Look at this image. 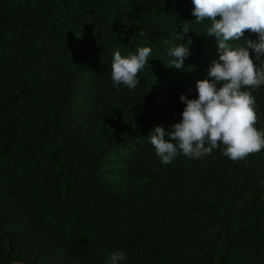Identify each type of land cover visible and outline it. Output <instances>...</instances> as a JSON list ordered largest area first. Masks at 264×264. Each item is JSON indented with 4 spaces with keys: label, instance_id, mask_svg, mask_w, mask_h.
<instances>
[{
    "label": "trees",
    "instance_id": "16d2710c",
    "mask_svg": "<svg viewBox=\"0 0 264 264\" xmlns=\"http://www.w3.org/2000/svg\"><path fill=\"white\" fill-rule=\"evenodd\" d=\"M192 11L191 0H0V264H110L117 251L119 264H264V150L163 164L149 142L181 121L180 95L196 99L219 58L211 22ZM247 39L258 35L230 44ZM176 43L188 48L180 70ZM144 46L137 87L114 85L113 54ZM248 90L264 129V85Z\"/></svg>",
    "mask_w": 264,
    "mask_h": 264
},
{
    "label": "clouds",
    "instance_id": "9594fccd",
    "mask_svg": "<svg viewBox=\"0 0 264 264\" xmlns=\"http://www.w3.org/2000/svg\"><path fill=\"white\" fill-rule=\"evenodd\" d=\"M191 3L195 23L211 22L206 36L216 38L219 58L212 62L207 78L196 82V99L180 95L185 104L181 121L171 125L169 131L154 127L149 132V142L163 164L171 163L178 154L202 158L221 146L224 156L239 161L264 150V129L257 127L260 121L256 101L248 90L264 85V67L257 68L255 64V60L264 57V0H191ZM187 24L174 34L176 42L190 32ZM245 32L257 34L258 41L247 39L243 46L233 48L230 41L240 40ZM191 43L188 38V44ZM151 53L148 46L126 56L116 51L111 62L113 84L135 89L137 77L148 65ZM167 55L172 67L180 70L188 48L176 43L169 47ZM126 258V253L114 252L110 264H119Z\"/></svg>",
    "mask_w": 264,
    "mask_h": 264
},
{
    "label": "water",
    "instance_id": "95a60500",
    "mask_svg": "<svg viewBox=\"0 0 264 264\" xmlns=\"http://www.w3.org/2000/svg\"><path fill=\"white\" fill-rule=\"evenodd\" d=\"M13 264H24V263H19V262H16V263H13Z\"/></svg>",
    "mask_w": 264,
    "mask_h": 264
},
{
    "label": "rangeland",
    "instance_id": "374dc122",
    "mask_svg": "<svg viewBox=\"0 0 264 264\" xmlns=\"http://www.w3.org/2000/svg\"><path fill=\"white\" fill-rule=\"evenodd\" d=\"M110 179H113V177H110Z\"/></svg>",
    "mask_w": 264,
    "mask_h": 264
}]
</instances>
